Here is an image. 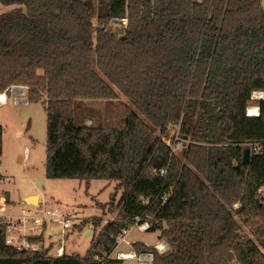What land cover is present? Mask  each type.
Instances as JSON below:
<instances>
[{"label": "trees", "instance_id": "trees-1", "mask_svg": "<svg viewBox=\"0 0 264 264\" xmlns=\"http://www.w3.org/2000/svg\"><path fill=\"white\" fill-rule=\"evenodd\" d=\"M0 2L13 6L0 13V93L24 86L46 105V176L122 190L97 203L119 217L86 255L19 251L0 222V264H101L137 216L170 246L134 243L154 264H264V155L242 161L243 144L264 141V102L246 114L264 90L261 0ZM120 95L134 106L120 127L76 123L84 100ZM170 125L190 140L182 157L163 139ZM2 137L0 124V156Z\"/></svg>", "mask_w": 264, "mask_h": 264}, {"label": "rangeland", "instance_id": "rangeland-1", "mask_svg": "<svg viewBox=\"0 0 264 264\" xmlns=\"http://www.w3.org/2000/svg\"><path fill=\"white\" fill-rule=\"evenodd\" d=\"M96 4L97 0H95V7H97ZM12 7L0 2V13L7 12ZM1 93H7L9 97V103L0 104V124L3 126L2 155L0 156L4 173L2 190L17 205H19L20 196L38 193L48 204L70 210L75 215L73 219L75 225L70 229L64 231L58 222L48 224L44 232L46 236L44 242L48 246L47 254L55 255L57 247L63 242L67 254L86 255L100 232L109 224L105 220L110 221L113 217L116 220L119 217L118 210L109 213L110 205L102 209L97 203L109 204L112 196L118 203L122 197V190L116 188V181L104 179H94L87 183L81 179L48 178L46 176V105L42 102L13 103L11 91ZM120 96L121 99L112 102L84 100V107L80 106L76 110V123L120 127L124 123L127 105L134 108L125 96ZM165 135L173 144L176 136H182L180 126H169ZM189 141L187 139L181 145L176 155L182 157ZM238 206L239 203H236L235 207ZM96 218L100 221L98 225L94 222ZM243 232L253 236L254 228L244 226ZM128 238L132 242L140 241L153 246L159 240V231L142 232L132 227ZM130 249L126 244L120 248L124 251ZM123 263L138 264L137 260L133 259L124 260Z\"/></svg>", "mask_w": 264, "mask_h": 264}, {"label": "built area", "instance_id": "built-area-1", "mask_svg": "<svg viewBox=\"0 0 264 264\" xmlns=\"http://www.w3.org/2000/svg\"><path fill=\"white\" fill-rule=\"evenodd\" d=\"M10 91L12 93L11 97L13 103L29 102L26 95V88L24 86H14L9 92ZM4 94H6V99L3 100L0 94V102H7L9 99L8 94ZM262 102H264V90L254 89L251 92L246 108L247 116H260ZM163 139L171 147L173 154H176L181 149V145L187 140L180 135L176 136L173 144L167 140V136ZM243 147H249L251 155L253 153L264 155V141H251L243 144ZM160 173L164 174L165 169H162ZM3 174V167L0 163V222L5 224L6 244L19 251L43 252L48 250V246H46L44 242V237H46L44 232L48 224L50 222H58L62 225L63 230L66 231L75 225L73 224L75 215H73L68 209L48 204V202L42 198H39L37 204H28L20 201L19 205H17V203L11 200L7 193L1 188V183L4 179ZM262 192L263 190L259 189V193ZM114 220L115 218L113 217L110 221L106 219L105 222L110 224ZM132 227H136L139 231L144 232L149 230L151 223L148 219H143L142 216H137L134 223L129 228L122 231L118 237L114 251L108 254L107 258H105L101 264H124L123 261L129 259L137 260L138 264H154V253L138 252L133 246L134 242L128 238ZM123 244L130 246L131 249L129 251L120 250ZM153 247L160 254L167 252L170 248L166 240H158ZM65 253L66 249L62 242L57 247L54 256H62ZM111 258L122 262H107V260Z\"/></svg>", "mask_w": 264, "mask_h": 264}, {"label": "water", "instance_id": "water-1", "mask_svg": "<svg viewBox=\"0 0 264 264\" xmlns=\"http://www.w3.org/2000/svg\"><path fill=\"white\" fill-rule=\"evenodd\" d=\"M262 7L264 9V0H261ZM115 23H121L122 20L115 19ZM251 160V150L249 147H244L242 151V161L244 164H249ZM40 195L39 194H33V195H28L23 198L24 203L28 204H37L39 201Z\"/></svg>", "mask_w": 264, "mask_h": 264}, {"label": "crops", "instance_id": "crops-1", "mask_svg": "<svg viewBox=\"0 0 264 264\" xmlns=\"http://www.w3.org/2000/svg\"><path fill=\"white\" fill-rule=\"evenodd\" d=\"M7 99H8V97H7ZM7 103H9V99L7 100V102H0V104L1 105H3V104H7ZM29 103V102H28ZM33 194H38V193H29V194H25V195H22V196H20L19 197V201H23V198L25 197V196H28V195H33ZM40 195V198H41V194H39ZM135 242H138V241H135ZM134 242V243H135ZM140 242V241H139ZM144 243V242H143ZM146 244V243H145ZM148 245V244H147ZM128 247H130V246H128ZM131 248V247H130Z\"/></svg>", "mask_w": 264, "mask_h": 264}, {"label": "bare ground", "instance_id": "bare-ground-1", "mask_svg": "<svg viewBox=\"0 0 264 264\" xmlns=\"http://www.w3.org/2000/svg\"><path fill=\"white\" fill-rule=\"evenodd\" d=\"M1 98H2L3 100H5V99H6V94L1 93Z\"/></svg>", "mask_w": 264, "mask_h": 264}]
</instances>
